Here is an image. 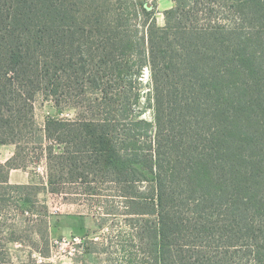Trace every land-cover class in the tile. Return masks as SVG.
Listing matches in <instances>:
<instances>
[{"label": "trees", "instance_id": "trees-1", "mask_svg": "<svg viewBox=\"0 0 264 264\" xmlns=\"http://www.w3.org/2000/svg\"><path fill=\"white\" fill-rule=\"evenodd\" d=\"M172 1L159 26L157 0H0V264H51L49 207L10 182L41 164L121 218L130 264H264V0ZM38 96L76 118L41 128Z\"/></svg>", "mask_w": 264, "mask_h": 264}, {"label": "rangeland", "instance_id": "rangeland-1", "mask_svg": "<svg viewBox=\"0 0 264 264\" xmlns=\"http://www.w3.org/2000/svg\"><path fill=\"white\" fill-rule=\"evenodd\" d=\"M158 12V24L163 26L164 16L160 11ZM34 116L37 124L43 128L49 119H75L76 111L69 108L59 110L53 101L38 96L34 104ZM15 151L13 145H0V162L6 163L14 156ZM46 180L45 166L41 164L40 167H31L27 172L14 170L10 182L37 186L41 192L40 200L49 207L52 257L48 262L51 264H130L116 253L121 218L116 215H107L103 204L98 205L91 201H83L84 199L78 201L80 197L77 195L68 197L74 201L66 200L63 195L47 192ZM28 245L29 243L25 242L24 245L14 242L8 244L9 252L15 262L29 260L32 249ZM33 258L41 261L37 254H34Z\"/></svg>", "mask_w": 264, "mask_h": 264}, {"label": "crops", "instance_id": "crops-1", "mask_svg": "<svg viewBox=\"0 0 264 264\" xmlns=\"http://www.w3.org/2000/svg\"><path fill=\"white\" fill-rule=\"evenodd\" d=\"M157 6H158L157 7L158 11H160L162 13V15L164 16V13L166 11H168L174 7V3L172 0H159ZM158 14H159V12H158ZM158 14H157V16H158ZM157 22H158V18H157ZM13 171H11V173H10V180H12V172Z\"/></svg>", "mask_w": 264, "mask_h": 264}, {"label": "built area", "instance_id": "built-area-1", "mask_svg": "<svg viewBox=\"0 0 264 264\" xmlns=\"http://www.w3.org/2000/svg\"><path fill=\"white\" fill-rule=\"evenodd\" d=\"M76 245H80V244H76Z\"/></svg>", "mask_w": 264, "mask_h": 264}]
</instances>
